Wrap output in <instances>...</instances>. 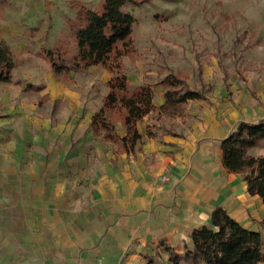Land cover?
Segmentation results:
<instances>
[{
    "label": "crops",
    "instance_id": "1",
    "mask_svg": "<svg viewBox=\"0 0 264 264\" xmlns=\"http://www.w3.org/2000/svg\"><path fill=\"white\" fill-rule=\"evenodd\" d=\"M42 6L0 0V41L12 54L20 26H34ZM53 39L50 48L66 38ZM41 59L51 74L41 96L64 106L54 118L24 109L17 138L0 140V264H172L164 246L191 249V232L218 208L264 238V203L222 165L221 141L246 120L209 113L181 135L139 122L140 150L119 153L89 128L101 101L86 105Z\"/></svg>",
    "mask_w": 264,
    "mask_h": 264
},
{
    "label": "rangeland",
    "instance_id": "2",
    "mask_svg": "<svg viewBox=\"0 0 264 264\" xmlns=\"http://www.w3.org/2000/svg\"><path fill=\"white\" fill-rule=\"evenodd\" d=\"M72 1L91 9L102 7L101 0H43L40 20L31 28L26 22L20 26L25 32L13 46L17 63L13 81L0 83V140L5 143L17 138L24 109L54 118L64 106L62 101L41 96L51 74L35 52L50 48L55 37L69 39L66 19L77 12L70 6ZM132 1L124 7L136 19L132 30L135 50L123 57V73L130 84L149 85L156 106L163 98L159 82L169 73L203 95L178 108L157 106L143 125L149 123L154 133L181 135L194 120L209 113L232 111L246 121L264 117V0ZM23 38L28 45L19 53ZM111 76L100 67H91L63 80L94 108ZM38 86L42 89L36 90ZM251 153L264 154V145Z\"/></svg>",
    "mask_w": 264,
    "mask_h": 264
},
{
    "label": "trees",
    "instance_id": "3",
    "mask_svg": "<svg viewBox=\"0 0 264 264\" xmlns=\"http://www.w3.org/2000/svg\"><path fill=\"white\" fill-rule=\"evenodd\" d=\"M100 10L77 1L70 6L77 10L67 18L69 39L58 40L53 48L37 53L57 78L68 79L72 72L100 67L112 76L104 83L106 93L100 107L92 114L89 128L104 142L117 146L116 152L134 155L143 135L137 124L156 110L149 85L132 86L123 73V57L134 50L132 37L136 19L124 11L132 0H101ZM16 68L13 54L5 41H0V83H10ZM163 88V104L159 109L178 108L203 95L191 89L186 81L169 73L159 82ZM37 89L39 87H36ZM47 98V96H44ZM147 136L150 133H146ZM264 145V117L256 121H240L221 141L222 165L230 173L240 174L251 196L264 203V155L248 154ZM264 226V219L261 221ZM192 248L177 254L164 246L172 264H260L264 262V238L248 230L218 208L210 222L195 228L190 235ZM152 261H148L151 264Z\"/></svg>",
    "mask_w": 264,
    "mask_h": 264
}]
</instances>
